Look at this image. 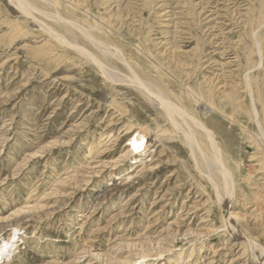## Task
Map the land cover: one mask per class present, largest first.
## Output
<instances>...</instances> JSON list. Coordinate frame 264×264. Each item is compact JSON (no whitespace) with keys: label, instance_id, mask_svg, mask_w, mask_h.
<instances>
[{"label":"rangeland","instance_id":"obj_1","mask_svg":"<svg viewBox=\"0 0 264 264\" xmlns=\"http://www.w3.org/2000/svg\"><path fill=\"white\" fill-rule=\"evenodd\" d=\"M53 1L214 132L240 233L155 104L0 0V244L15 234L0 264H256L264 144L249 95L264 132V0Z\"/></svg>","mask_w":264,"mask_h":264},{"label":"bare ground","instance_id":"obj_2","mask_svg":"<svg viewBox=\"0 0 264 264\" xmlns=\"http://www.w3.org/2000/svg\"><path fill=\"white\" fill-rule=\"evenodd\" d=\"M9 2L13 4L23 15L30 18L31 21L39 24L51 39L63 46L70 48L75 53L83 57L84 60L94 64L106 79L130 84V86H133V88H135L147 100L155 104L160 109L161 114L166 119L167 123L170 125L174 133L179 136L181 142L188 149L190 156L194 160L197 172L207 180L212 192L218 199V204L223 208L222 218L225 220L224 229L229 231V235L239 236L240 231L238 232V229H236L235 226L236 224L230 218V214H228V205L230 204V200L235 198L236 195V187L234 185V171L227 167L225 155L223 154L216 140V136L214 132L208 128L206 123L194 117L193 113L186 109L188 106L185 108L180 100L176 98L169 90H163L155 87L138 77L133 69L124 61L120 54L121 52L119 53L117 50H114L113 47L103 39L99 31L95 30L92 26L82 25L77 21L68 18L64 11L55 3V1L9 0ZM81 12H83V10ZM253 35L255 34L253 33ZM257 40H255V47L257 53L261 54V52H259L260 44ZM90 49H92V51ZM108 60H116L122 63L126 72L128 73L127 76L121 77L119 74H117L115 70L107 65ZM246 77L245 86L246 90L249 91V82H247ZM154 82L157 83L156 81ZM252 96L249 95L250 110H252L253 118L255 119L256 123L255 125H257L260 138L263 142L262 144H264V132L258 123L259 121H257L258 115L254 105L255 101ZM197 99L198 97L195 99L196 106H198L200 112L204 113L203 115H206L208 112V105L206 106L205 103H198ZM127 133H129V131ZM14 240L15 234L11 235L5 242L0 244V263L2 261L4 263V260L9 258V255L13 251V249L11 250L10 248ZM246 243L249 246V249L254 253V262L256 264H264V248L261 247V245H259L256 241L251 239H247Z\"/></svg>","mask_w":264,"mask_h":264}]
</instances>
